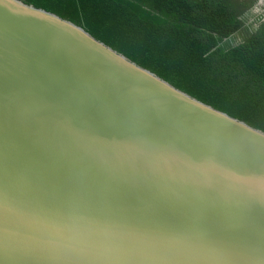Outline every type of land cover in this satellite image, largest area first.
Here are the masks:
<instances>
[{
    "label": "water",
    "instance_id": "1",
    "mask_svg": "<svg viewBox=\"0 0 264 264\" xmlns=\"http://www.w3.org/2000/svg\"><path fill=\"white\" fill-rule=\"evenodd\" d=\"M0 264H264V132L0 0Z\"/></svg>",
    "mask_w": 264,
    "mask_h": 264
},
{
    "label": "trees",
    "instance_id": "2",
    "mask_svg": "<svg viewBox=\"0 0 264 264\" xmlns=\"http://www.w3.org/2000/svg\"><path fill=\"white\" fill-rule=\"evenodd\" d=\"M20 1L264 132V20L257 0Z\"/></svg>",
    "mask_w": 264,
    "mask_h": 264
},
{
    "label": "built area",
    "instance_id": "3",
    "mask_svg": "<svg viewBox=\"0 0 264 264\" xmlns=\"http://www.w3.org/2000/svg\"><path fill=\"white\" fill-rule=\"evenodd\" d=\"M256 11L263 16L264 20V0H257Z\"/></svg>",
    "mask_w": 264,
    "mask_h": 264
},
{
    "label": "rangeland",
    "instance_id": "4",
    "mask_svg": "<svg viewBox=\"0 0 264 264\" xmlns=\"http://www.w3.org/2000/svg\"><path fill=\"white\" fill-rule=\"evenodd\" d=\"M255 11H256V8H255ZM257 12V11H256ZM257 14H258V12H257Z\"/></svg>",
    "mask_w": 264,
    "mask_h": 264
}]
</instances>
